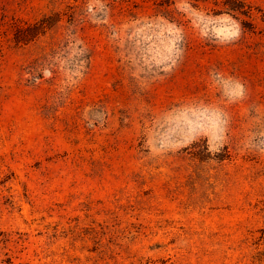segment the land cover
Instances as JSON below:
<instances>
[{
	"label": "rangeland",
	"instance_id": "1",
	"mask_svg": "<svg viewBox=\"0 0 264 264\" xmlns=\"http://www.w3.org/2000/svg\"><path fill=\"white\" fill-rule=\"evenodd\" d=\"M0 264H264V0H0Z\"/></svg>",
	"mask_w": 264,
	"mask_h": 264
}]
</instances>
